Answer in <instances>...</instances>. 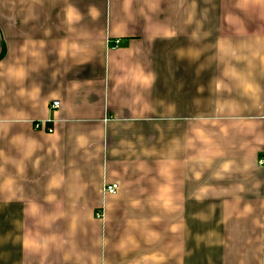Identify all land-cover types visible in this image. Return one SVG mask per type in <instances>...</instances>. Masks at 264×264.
<instances>
[{"label": "crops", "instance_id": "obj_1", "mask_svg": "<svg viewBox=\"0 0 264 264\" xmlns=\"http://www.w3.org/2000/svg\"><path fill=\"white\" fill-rule=\"evenodd\" d=\"M0 264H264V0H0Z\"/></svg>", "mask_w": 264, "mask_h": 264}, {"label": "built area", "instance_id": "obj_2", "mask_svg": "<svg viewBox=\"0 0 264 264\" xmlns=\"http://www.w3.org/2000/svg\"><path fill=\"white\" fill-rule=\"evenodd\" d=\"M117 41H118V39H117ZM51 105H52V107H58L60 105V100H54ZM38 125H40V123H38ZM52 129H53L52 127H49V130H52ZM117 189H118V183L117 182L109 183L105 187V191H107L109 193H115V192H117Z\"/></svg>", "mask_w": 264, "mask_h": 264}]
</instances>
